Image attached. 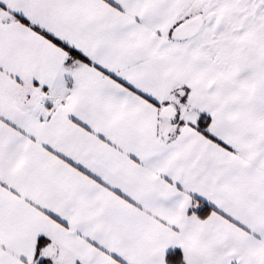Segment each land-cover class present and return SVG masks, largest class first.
<instances>
[{
  "label": "snow or ice",
  "instance_id": "6c2138e0",
  "mask_svg": "<svg viewBox=\"0 0 264 264\" xmlns=\"http://www.w3.org/2000/svg\"><path fill=\"white\" fill-rule=\"evenodd\" d=\"M0 264H264V0H0Z\"/></svg>",
  "mask_w": 264,
  "mask_h": 264
}]
</instances>
